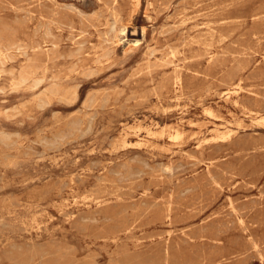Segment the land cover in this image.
<instances>
[{
    "label": "rangeland",
    "instance_id": "1",
    "mask_svg": "<svg viewBox=\"0 0 264 264\" xmlns=\"http://www.w3.org/2000/svg\"><path fill=\"white\" fill-rule=\"evenodd\" d=\"M0 264H264V0H0Z\"/></svg>",
    "mask_w": 264,
    "mask_h": 264
},
{
    "label": "bare ground",
    "instance_id": "2",
    "mask_svg": "<svg viewBox=\"0 0 264 264\" xmlns=\"http://www.w3.org/2000/svg\"><path fill=\"white\" fill-rule=\"evenodd\" d=\"M204 25V24H203ZM207 25V24H206ZM211 28V27H210ZM213 29H215V28H213ZM124 30H122V32H123ZM203 31V30H202ZM205 31V30H204ZM203 31V32H204ZM210 31V30H209ZM209 31H207L208 33H209ZM216 31V30H215ZM125 32V31H124ZM211 32H213L212 30H211ZM210 35V34H209ZM212 35V34H211ZM212 40V39H211ZM137 41H139V40H137ZM136 41V42H137ZM209 43V42H208ZM137 44V43H136ZM207 46V45H206ZM177 67V66H176ZM172 137L173 138H177L178 139V137H179V134L176 132V133H174L173 135H172ZM34 214V213H33Z\"/></svg>",
    "mask_w": 264,
    "mask_h": 264
}]
</instances>
